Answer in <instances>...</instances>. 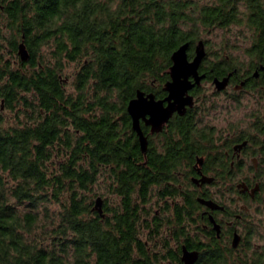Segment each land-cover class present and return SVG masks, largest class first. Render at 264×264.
Wrapping results in <instances>:
<instances>
[{"label": "trees", "instance_id": "trees-1", "mask_svg": "<svg viewBox=\"0 0 264 264\" xmlns=\"http://www.w3.org/2000/svg\"><path fill=\"white\" fill-rule=\"evenodd\" d=\"M233 23L252 30L247 54L264 62V0H0V108L15 113L8 120L0 110V264H156L143 239L152 229L145 204L187 194L171 182L193 162L198 135L193 119L177 116L143 152L127 105L139 89L163 97L172 53L189 42L193 57L203 29ZM227 57L209 63L212 76L239 68ZM75 62L68 89L64 73ZM193 213L182 201L176 208L180 238ZM41 214L52 225L47 237L37 233ZM181 246L167 255L180 262ZM244 257L214 238L197 264Z\"/></svg>", "mask_w": 264, "mask_h": 264}, {"label": "flooded vegetation", "instance_id": "flooded-vegetation-1", "mask_svg": "<svg viewBox=\"0 0 264 264\" xmlns=\"http://www.w3.org/2000/svg\"><path fill=\"white\" fill-rule=\"evenodd\" d=\"M223 59L206 56L202 60L198 70L203 77L189 91L193 96L194 104L188 107L183 115L176 112L169 119L170 121L174 117L187 114L193 119L192 130L198 137L192 153L193 162L180 170L177 169L175 171L176 180L171 182L176 189L183 187L188 196L192 197V203L187 204L186 193V195L177 193L165 197L157 196L162 203H160L159 210H155L154 213L146 208L145 224H150L152 229L154 227L159 229L156 237L151 228H146L143 234V239L149 246L148 250L154 251L151 257L156 264H184L183 248L187 247L185 241L189 240H197L202 248L187 247L191 251H198L199 256L195 261L197 264L202 252L207 251L214 238L221 245L233 248L234 254L243 251L240 255L244 257L247 255L246 249L252 247L253 238L258 234L256 230L260 226L258 224H262L264 230V116H260L259 111L257 115L252 114L256 117L252 128L246 129L239 125L236 127L232 124L230 126L225 124L220 130L221 134L216 135L217 128L214 125H202L203 114L201 112V110L204 111L202 100L206 99V84H213L216 88L214 81L216 77L223 78L230 75L224 89L216 88L218 94L227 96L231 89L238 92L259 89L262 94L260 99L264 100V75L262 73L264 62L256 66L257 60L253 59L245 72L239 65V68L224 75L212 76L214 69L209 66V63L223 61ZM252 64L255 66L253 67ZM191 79L195 81L193 77ZM166 95L165 91L163 97ZM165 125L158 133H152L150 126L146 125L150 129L149 134L145 133L149 141L155 136L154 134L163 133ZM150 134L151 137H149ZM181 201L183 205L189 206L190 210L192 208L194 210L192 220L187 223L189 236L182 238L179 235V218L176 216V208ZM149 213L152 214L150 219ZM255 213L261 215L256 217ZM156 218L157 224L154 223ZM236 236H238V242L234 245ZM180 240L182 241L181 263L167 255L170 250H178ZM254 247H256L255 256L249 255L246 264H261L254 260L264 262V245L259 246L254 243Z\"/></svg>", "mask_w": 264, "mask_h": 264}, {"label": "rangeland", "instance_id": "rangeland-1", "mask_svg": "<svg viewBox=\"0 0 264 264\" xmlns=\"http://www.w3.org/2000/svg\"><path fill=\"white\" fill-rule=\"evenodd\" d=\"M199 1L206 3L211 2L212 0ZM200 39L205 41V47L207 49L206 51H208V55H206L207 57L224 58V56H228L229 58H235L242 66V70L244 72L250 67L252 58L247 54V51L253 42V32L246 25L233 23L227 27L215 26L209 30L203 29L200 33L199 40ZM6 56H8V54H6ZM76 68V62L67 64L66 66L64 76L67 79H64L66 80L68 89H73L72 82ZM206 92V99L202 100L204 104V111L201 110L203 114L202 125H214L217 128L216 135L221 134L220 130L225 124H227L226 126H230V124H232L236 127L239 125L246 129L248 127L252 128V123L256 119V117H253L252 114L256 113L257 115L260 112V116H264V100L260 99L262 94L260 93L259 89L242 90L240 92L231 89L226 96L225 94H218L214 85L208 83L206 84ZM0 110L8 120L14 119L15 113L12 110L5 107L0 108ZM153 142L157 144L159 142V137L153 138ZM96 188L102 192L101 196L103 198L107 197L110 204H115L117 199L115 195L109 193L107 190L102 189L101 184ZM160 203H162V201L158 200L157 195L154 194L149 199L145 207L149 212L154 213L155 210H159ZM54 207L57 206L54 205L52 208ZM260 215L261 214L255 213L256 217ZM41 216L43 218L42 214ZM148 216L150 219L152 214L149 213ZM50 223V220H46L44 218L42 219L37 229V233L41 237L49 236L43 234L42 232H44L45 229L49 230L52 227ZM258 225H260L258 226L259 228L256 229L258 234L253 238L252 242L259 246H263L264 230L262 228V224ZM48 242H46V244ZM254 243H252L253 245L251 248L246 249L248 256H255L254 249L257 246L254 247ZM241 252L238 251V253L235 254V257L238 258L239 256H242L240 254H243V251Z\"/></svg>", "mask_w": 264, "mask_h": 264}, {"label": "water", "instance_id": "water-1", "mask_svg": "<svg viewBox=\"0 0 264 264\" xmlns=\"http://www.w3.org/2000/svg\"><path fill=\"white\" fill-rule=\"evenodd\" d=\"M190 43L185 42L180 45L171 55L172 65L169 70L170 79L164 85L167 95L163 98L156 96L154 92L138 90L136 96L127 105V111L132 118V127L137 132L141 150L146 152L149 139L145 134L141 122L149 125L152 133H158L169 121L174 113L183 115L188 107L194 104L193 96L189 93L191 88L199 83L203 75L199 74V66L206 57L207 51L205 41L198 40L194 47L193 57H189ZM22 60H28L30 53L24 42L19 44L18 51ZM264 68V65L262 66ZM194 78L193 82L191 78ZM230 75L223 78L214 79L218 90L224 89L229 81ZM95 209L104 216L103 198L99 196L95 203ZM238 236L234 241L237 245ZM199 256L198 251H191L187 247L183 248L182 260L184 264H195Z\"/></svg>", "mask_w": 264, "mask_h": 264}]
</instances>
